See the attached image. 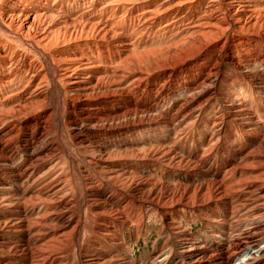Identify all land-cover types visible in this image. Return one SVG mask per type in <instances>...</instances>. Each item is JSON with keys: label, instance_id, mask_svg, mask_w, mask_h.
I'll use <instances>...</instances> for the list:
<instances>
[{"label": "bare ground", "instance_id": "1", "mask_svg": "<svg viewBox=\"0 0 264 264\" xmlns=\"http://www.w3.org/2000/svg\"><path fill=\"white\" fill-rule=\"evenodd\" d=\"M0 264H264V0H0Z\"/></svg>", "mask_w": 264, "mask_h": 264}, {"label": "rangeland", "instance_id": "2", "mask_svg": "<svg viewBox=\"0 0 264 264\" xmlns=\"http://www.w3.org/2000/svg\"><path fill=\"white\" fill-rule=\"evenodd\" d=\"M158 48H160V47H158ZM216 53H218V51H216ZM185 65V64H184ZM184 65H182V66H177V67H163V68H161V69H158V70H156V71H154L152 74H161V73H165L166 71L168 72H174V74H177L178 72H180L182 69H181V67H183ZM164 69V70H163ZM171 69V70H170ZM184 69H185V66H184ZM170 86V85H169ZM168 89H170V88H168ZM133 101H136V102H139L140 101V99H141V97L139 96V95H134V97L133 98H131ZM149 104L150 105H152L153 104V102H149ZM120 106L123 108V107H126V106H128V102L126 101V102H123V103H121L120 104ZM162 109V108H161ZM169 113L166 111V108H163L161 111H158V113L156 114V116H162V117H164V116H166V115H168ZM69 134V135H68ZM160 134H162V137L164 136V134L163 133H160ZM203 134H204V136L206 137V136H208L209 134H210V132L209 131H203ZM66 135V137H65V142H66V144H67V146H68V144H69V142H70V144H69V148L71 149V152L73 153H71V156L73 157V159H74V161L75 162H79V163H75V165L77 164V167L81 170V171H83V170H86V171H91L92 172V170H91V167L90 166H88L89 164L88 163H86V161L84 160V158H85V156H84V154L82 153V151H78L79 150V147H77V146H75V144H74V142L72 141L73 140V136H72V134H71V132H70V130H68L67 131V134H66V129H65V132H64V136ZM67 135H68V137H67ZM158 135V134H157ZM72 138H71V137ZM146 138V139H145ZM151 138V139H150ZM70 139V140H69ZM149 139V140H148ZM66 140H68V141H66ZM154 140V137H153V135H152V133L149 131V130H141V129H138L136 132H135V134H132V135H123V136H121V137H119V138H115V137H111V138H102V139H100L99 141H101V142H103L104 144H102V148H104V149H106L107 151H109V152H119V151H122V150H125V149H129V148H131V147H133V146H137V144L138 145H141V144H146V142L147 141H153ZM73 142V143H72ZM136 144V145H135ZM73 146V147H72ZM81 150V149H80ZM74 155V156H73ZM84 156V157H83ZM76 158V159H75ZM79 160V161H78ZM82 160V161H81ZM85 162V163H84ZM88 164V165H87ZM84 165V166H83ZM82 167V168H81ZM88 168V169H87ZM95 176H96V178L97 179H99V176L95 173V172H92ZM187 178H184V179H181L180 181L182 182V183H186L187 181H188V179L186 180ZM100 183H102V182H100ZM102 187H103V189L104 190H108V188L106 187V185H103V183H102ZM79 192L76 194V198H77V200H79V198H80V195L81 194H79ZM78 195V196H77ZM88 198L89 197H91V196H87ZM76 198L74 197V200H73V202H72V205H73V208L74 209H77V204L78 203H76V202H78L77 200H76ZM76 200V201H75ZM75 204V205H74ZM199 227H200V223H199V221H197V220H195V222H193V224H191V226L189 227V226H186V229L189 231V232H191V233H197L198 232V230H199ZM126 234H127V236H129V237H131L132 239H134V233L132 232V233H130L128 230H127V232H126ZM155 234H156V229L155 228H152V233H151V237H150V242H149V247L148 248H150V246H151V243H152V241L154 240V238H155ZM133 249L134 250H136L137 252L138 251H140V250H144L146 247L144 246V244H143V241L141 240V242H139V244H134L133 246Z\"/></svg>", "mask_w": 264, "mask_h": 264}]
</instances>
